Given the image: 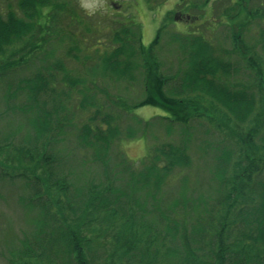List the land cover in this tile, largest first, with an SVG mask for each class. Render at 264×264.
Segmentation results:
<instances>
[{"label": "trees", "instance_id": "trees-1", "mask_svg": "<svg viewBox=\"0 0 264 264\" xmlns=\"http://www.w3.org/2000/svg\"><path fill=\"white\" fill-rule=\"evenodd\" d=\"M226 2L213 16L210 0H181L175 9L220 18L217 34L207 20L208 34L188 22L186 32L167 38L169 11L147 47L141 26L131 21L111 30L109 40L95 38L83 47L96 48V56L84 60L77 54L75 60L92 64L69 81L82 95L81 110L94 108L81 127L69 118L70 93L55 83V71L68 70L55 58L58 47L53 54L48 45L88 42L99 32L89 14L78 15L74 0H17L0 12V91L6 94L0 117L22 118L0 137V154L14 152L19 159L16 165L8 155L0 159V179L23 181L19 202L29 226L6 243V264H60L67 257L90 264L98 244L108 264H122L125 255L137 264H264V0ZM64 17L65 26L58 25ZM177 17L184 18L180 12ZM252 25L258 34L251 30L250 36ZM77 27L86 35L76 34ZM66 54L73 55L69 49ZM241 64L248 76H239ZM110 85L114 94L106 90ZM135 87L144 98L131 102L125 94ZM100 88L103 102L96 95ZM18 95L23 99L15 106ZM116 104L119 114L113 113ZM148 105L170 117L143 120L133 113ZM193 125L209 138L196 144ZM68 128L75 129L79 148L91 152L81 156V167L90 160L102 166L90 180L83 171L80 185L56 146ZM161 129L167 135L162 141ZM137 137L156 142L139 163L119 154L113 167L115 143ZM206 157L209 162L197 170L202 180L191 178L195 161ZM174 176L180 183L171 191ZM78 228L89 234H78Z\"/></svg>", "mask_w": 264, "mask_h": 264}, {"label": "rangeland", "instance_id": "rangeland-1", "mask_svg": "<svg viewBox=\"0 0 264 264\" xmlns=\"http://www.w3.org/2000/svg\"><path fill=\"white\" fill-rule=\"evenodd\" d=\"M16 2L17 0H0V12L6 13L8 10V3L9 2ZM138 1V2H137ZM186 1V0H183ZM194 1V0H193ZM200 4L202 0H195ZM217 0L213 1L210 0V10L211 14L213 16L214 11L215 12H222V10H225V8L228 7V4L226 0L220 1L219 3H216ZM154 3H150L149 0H74V7L75 10H78V15L82 12H86L85 15L86 19L88 18L93 23L92 26H94V29H99V32L93 31L92 38L89 37L87 40L88 42L79 43V46H77L75 43H73L70 40H67L64 43H60L57 40H52L49 42L50 48L57 46L56 54H53L56 56L55 58H59L62 61H64L65 66L68 71H55L57 73L56 77V87L64 88L66 91L70 93V98L67 101V106H69V113H70V120H72L71 124H75L76 127H81L88 119V114L90 110H94L92 107H86L85 110H81L80 101L82 100V95L79 94L78 89L71 90L72 83L69 82L71 78H79L83 76L82 74L86 72L92 62L89 60L87 62H79L75 59H77V54L80 55V57L84 60H87L90 55L96 56V48H91L89 51H84L85 46L90 45V42L93 43L96 41L95 38L100 39L101 41H107V38L109 40V32L111 33V30H113L115 27H117L119 24H124L126 22L136 23L141 26L142 29V42L144 46H149L154 38L156 37L157 31L162 27L165 22H167L168 18V12L172 11V18L168 20L167 23H169V26L167 27L165 33L169 35L174 31H183L186 32V26L189 22L190 25H194L193 23H196L200 31L204 32V34H208L206 31V26L209 23L211 27V30L217 34L218 33V22L221 20L219 19H212L209 18L208 15L205 17H202L204 15L203 11H189V10H182L179 11L184 18L183 20H180L177 16L179 15V12H175L178 8V3L181 2V0H153ZM224 3V5H223ZM215 9V10H214ZM214 10V11H213ZM81 11V12H80ZM83 14V13H82ZM174 14V16H173ZM188 14L191 15V17H188ZM201 17L197 20L198 16ZM67 17H64L62 22L61 19L58 18L60 23L58 25L65 26V23L69 20L66 19ZM167 19V20H166ZM208 20V23H207ZM55 20V22H59ZM226 22V21H223ZM258 25H252L250 27V31H248L246 34L255 33L258 34V30L256 28ZM101 28V29H100ZM105 28V29H104ZM223 29V28H221ZM76 34L81 36L82 34L86 35V33L83 31L82 27L75 28ZM222 34V33H221ZM220 34L219 29V38L223 37V34ZM225 35V34H224ZM91 36V35H90ZM251 36V35H250ZM165 37V39H166ZM258 37H253L252 42H254ZM229 42V41H228ZM61 46V47H60ZM84 47V48H83ZM258 48H261L260 45L257 46ZM83 48V50H82ZM70 50V53L73 55L68 56L66 53ZM102 50V49H101ZM102 52V51H101ZM101 52H98L99 54ZM260 52L261 49H260ZM232 59V58H231ZM241 64V71L243 74L239 76H248L250 71L247 69L246 66H242ZM71 83V85H70ZM108 84V83H105ZM103 83V85H105ZM73 87V86H72ZM106 90L110 92V94H114L116 90L113 89V87L110 85L109 87H106ZM142 88L135 87L131 88L128 91V94H125L129 96V100L132 101H139L142 98H144V95L142 94ZM97 97L100 102H103L105 99V92L103 89H99L97 92ZM6 96L4 90L0 91V112L1 114L5 113V104L3 102V98ZM23 96L18 95L17 98L12 102L15 104V106L20 105L22 102ZM155 99V98H154ZM147 105V104H146ZM114 114H119L118 106L117 104L113 108ZM133 113L142 118L143 120H149L151 118L155 117H161V116H169L170 114L168 112H165V110L154 107L153 106H144L138 109H135ZM170 117V116H169ZM22 118L18 117L16 115L10 114L9 116H1L0 117V137L4 136L8 131V128H15L18 127ZM159 120V119H156ZM24 122V120H23ZM130 120L128 116L124 115L123 119L121 120L122 126H124L129 123ZM127 123V124H126ZM195 124H198V122H194ZM14 125V127H10ZM195 125H193L194 127ZM75 129L68 128L66 130V133L63 135V137L60 138L62 140L61 142H58L56 145L57 148H59V154L63 156L66 170H73V174L71 175L72 179L75 181L77 179L80 185L81 183H84V181H80L79 176H83L82 172L84 171L87 179H92L94 176H96L99 172L102 170V166L98 164H94L92 160L88 162L85 167L82 168L81 164L83 161L82 157H86L88 150L79 148L77 145V141L75 140ZM161 133L158 134V140L162 141V139H167V135L164 133V129L159 130ZM178 134V133H175ZM22 134L20 136H16V139H12L14 143H18ZM177 138V137H176ZM194 138L196 139V144L199 142L202 143V141L197 140L198 138H209L207 135L205 136L204 128L196 127L194 130ZM156 141L150 140L147 142L145 138L143 137H137L130 140H120L117 141L114 145V149H111V156H110V163L113 167H115V163H117V156L119 154L124 155L126 158L130 159L133 163H139L141 159L147 155L150 144L155 143ZM55 146V147H56ZM195 146V144H194ZM201 153V152H200ZM74 154H78V158H74ZM8 155V158H7ZM1 162L7 160H10L11 164H17L19 162L18 157H16L14 152H4L0 154ZM207 156V155H206ZM201 161H198V159L194 163V167L190 169L191 171L188 173L190 174L191 178L194 179H201L200 176L197 174V170L203 168V165H205L206 162H209L210 158L206 157L205 160L200 159ZM76 161H78L79 166H77ZM67 163V165H66ZM189 171V170H188ZM39 176L43 177V171H39ZM179 178L180 176H174L173 178H170L169 182V188L171 191L178 190L179 188ZM85 180V179H84ZM76 182V181H75ZM194 185V184H193ZM24 193V187H23V181H15L10 182L7 180H1L0 179V264H6V257L4 255L5 253V245L10 240H15L20 236H23L25 234L26 228H29L28 224L25 223V216L23 212V208L21 206V203L19 202V195H23ZM77 228L78 226L75 225ZM71 229L76 230L73 227V224L70 227ZM78 231L80 229L78 228ZM78 234H84L88 235L89 232L80 231ZM104 245L98 244L94 247V254H92L93 259L90 260V264H108L104 262L102 259L105 257V251L102 248ZM108 247V246H107ZM61 256H57L59 258ZM60 260V258H59ZM67 261L60 260V264H73V260H70L67 257ZM141 262V261H140ZM122 264H137V261L135 260V256H128L125 255L123 257ZM154 264H159V261L154 262Z\"/></svg>", "mask_w": 264, "mask_h": 264}, {"label": "flooded vegetation", "instance_id": "flooded-vegetation-1", "mask_svg": "<svg viewBox=\"0 0 264 264\" xmlns=\"http://www.w3.org/2000/svg\"><path fill=\"white\" fill-rule=\"evenodd\" d=\"M140 1V0H139ZM138 2V1H137Z\"/></svg>", "mask_w": 264, "mask_h": 264}]
</instances>
